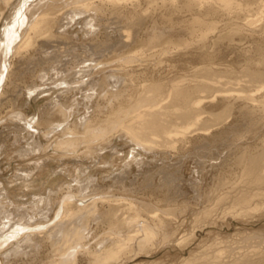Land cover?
<instances>
[{
  "label": "bare ground",
  "instance_id": "bare-ground-1",
  "mask_svg": "<svg viewBox=\"0 0 264 264\" xmlns=\"http://www.w3.org/2000/svg\"><path fill=\"white\" fill-rule=\"evenodd\" d=\"M0 1L7 7L6 13L0 19V26L2 20L5 19L0 31V106L3 101L13 105L18 100V85L14 86L13 95L6 94L8 84L16 74V69L13 66L14 60L19 57L21 62L25 61L31 55L41 52L40 48L48 49L55 44H64L67 50L80 48L82 53L74 55V67H70L71 63L60 66V72H58L56 80H52L53 87L50 88L59 91V93L64 91L72 93L79 88L86 90L84 95L86 105L88 102L93 104V98L97 97L98 91H105L106 94H109L107 100L111 107L108 108L109 110L107 109L106 113H112V115L103 123L100 114L90 115L82 127L75 124L66 125L64 109L69 108L70 105L64 102L54 106L56 112L62 115L61 119L54 117L52 109L45 110L41 120L38 119V116L28 120V114L22 111L15 114V118L23 122L27 130L32 128L39 131L38 129L47 127L55 129L58 126L61 128L65 123L66 126L61 128L62 131L55 138L67 134H70V137L57 141L56 148L58 150L76 151L81 143L91 146L90 142L94 140L98 141V146H100L110 139V135L120 134L128 139L129 145H132L131 158L136 159L144 151L155 152L158 148L166 149V146L170 144L172 146L179 145V148L183 149L187 144L188 138L185 134L188 131L189 134L193 133L192 136H195V139H199L203 130H212L214 127V125L204 127L201 121L202 116L207 114L206 107L202 103L206 98L210 99L208 101L216 100V97L222 93L220 89H216L217 87L214 88L213 84L198 82L201 84L196 83L197 85L191 87L174 84L169 88L163 81V83L140 81V76H143L142 72L137 74L134 70L135 67L130 68L132 69L131 73H128L129 71L125 73L123 65L134 66L140 61L147 64L156 56L168 53L171 47L179 48L185 45V38L180 36L174 39L168 36L170 33L178 32L179 34L182 32L194 36L199 32L209 30L216 17L235 13L239 18L245 12L242 8L223 7L224 0H211V3H208L207 0H178V3L175 1L177 4L174 5L172 4L173 0H137V3L132 4L130 10L126 6L130 0H64L63 4L58 3L60 0H50L51 2H45L38 8L36 6L44 0ZM248 1L256 6L264 2V0H246V2ZM68 6H72V8L65 14L66 25L80 24L82 32L86 34V40L82 42L81 46H77L67 36L55 32L59 21L58 17L63 14L62 10ZM59 13L61 14L58 15ZM108 13H112L111 17L102 22L101 17H106ZM185 14L190 19L186 18ZM198 16L202 17L198 18ZM149 19L152 21V25L150 27L146 25L148 28H145L144 24ZM187 19L191 22L190 25H186ZM227 20L231 21L229 18ZM229 24L230 22L226 23L225 29L217 33L214 38H206L207 40L202 38L203 41L200 40V44L203 43L201 47L199 46V51L205 53L207 49L216 48L225 41L230 42L229 46L236 43V41L233 42V35L237 34L239 29H237L238 27H229ZM111 31L119 33L115 40L111 38ZM143 31L149 33L147 41L144 40L141 44L139 43L138 47H135L138 35ZM259 31L263 32L264 27ZM238 43L236 44L238 45ZM250 43L252 54L243 53L246 64L243 76L247 78L246 82L248 83H261L259 86L261 90L264 88V70L259 64L264 65V38L252 40ZM234 47L237 46L234 45ZM122 50L123 53H121ZM156 51L157 53H155ZM42 53L46 54V51H42ZM119 53L123 55L120 54V56ZM254 55L261 56V58L258 57V65H255L257 59H254ZM113 58H116L117 62L121 61L120 64L123 65L111 67V70L114 71L101 77L95 83L96 79L93 76L105 71V66L115 61ZM45 59L49 64H60L57 54L46 55ZM38 61L40 62L39 59ZM150 62L153 61L148 63ZM138 69L140 68L138 67ZM116 70L120 72H116ZM194 70L196 74L204 71L202 74L208 82L215 80L211 78L213 74L209 69L196 67ZM159 73L161 74V72ZM46 74H42L40 78L43 79ZM136 77L138 80L134 79ZM127 81H131L135 86H129ZM170 81L174 82L173 77ZM45 85L43 83V86ZM41 86L35 82L25 85L27 96L33 97L39 91V93L43 92L40 90ZM108 86L116 87V90L108 91L106 90ZM136 86L138 90H136ZM136 91H140L137 100L133 104L127 105L125 98L128 96L130 99V96L136 94ZM201 93L204 95L200 96ZM58 97L61 98V96ZM114 99L117 100L116 104L112 103ZM248 99L252 100L251 96ZM243 109L246 112H251L248 107ZM209 114L212 118L216 116L212 113ZM205 123L208 124L207 121ZM81 131L84 132L81 133ZM28 133L30 136L32 135L30 131ZM49 133L50 131L45 132V134ZM28 145L30 148L27 149H30V152L40 149V143L32 142ZM226 154L223 152L219 157L211 158L208 163L209 168L216 169ZM234 165L243 167L249 173L250 180L247 185L249 189L230 190L226 192V198L233 203L239 202L244 205L249 200V194L246 195L244 192L255 191L257 194L250 197L253 196V198L256 197L258 200L264 201V149L245 156L243 154L235 156ZM130 168L131 163L128 162L109 185L101 182L100 178L93 179L92 174L84 178L72 176L71 181H76L75 185L68 184L66 188L62 187L57 192L49 187V196L46 195L48 197H45L43 193L34 194V201H30V212L26 208V210H22L19 207L12 211L11 208L0 202V264H27V262L29 264H81L82 259H85L88 264H140L137 263L140 258H144V255L149 258L153 257L157 249L168 251L177 245L182 252L184 247L182 243L187 240L183 232L186 227V219L178 214H173L170 209L162 205V203H167L166 198L157 199L153 195L145 196L144 194L141 199L133 196L123 198L117 197L113 193L114 190H118L117 187L128 192ZM206 168L208 167H205L204 162H198L191 173L190 187L196 199L202 198L203 177L207 172ZM22 171L29 172L27 169ZM133 181L130 180L131 183ZM245 185V183H241L240 187H245ZM211 192L212 189L209 190V196ZM53 193H55L54 196ZM12 204L17 206L13 202ZM193 217L195 219L192 220L194 224L192 223L190 235L195 238L201 225L196 224L197 213ZM93 221L96 222L95 233L89 238L90 224ZM100 230H103L101 235ZM123 233H126V236ZM97 237L99 238L97 239ZM259 237V234L253 233L248 239ZM92 240L95 243L90 244ZM252 247L253 249L242 253L231 251L225 257L210 261L208 264H264V241ZM44 252L47 253L43 256ZM3 254H6L5 263L1 258ZM187 262L188 258L181 257L176 264H186ZM145 264H162V262Z\"/></svg>",
  "mask_w": 264,
  "mask_h": 264
},
{
  "label": "rangeland",
  "instance_id": "rangeland-1",
  "mask_svg": "<svg viewBox=\"0 0 264 264\" xmlns=\"http://www.w3.org/2000/svg\"><path fill=\"white\" fill-rule=\"evenodd\" d=\"M175 1L177 2L178 0H173V5L178 3ZM207 1H209L208 3L212 2L211 0ZM224 1L225 3H222L223 7L229 9L242 8L245 12L239 18L236 17L235 13L216 17L209 30H204V32H199L194 36L182 32L179 34L178 32L170 33L168 36L174 39L180 36L185 38V45L179 48L171 47L168 53L161 56L158 55L159 57L156 56L154 59L149 60L153 62L148 63V61V65L140 61L141 64H144L141 65L139 62L137 65H131V67L120 64L121 61L117 62L116 58H113L116 61L112 62V64L114 63L113 65L111 62L108 63L105 66V71L93 76L96 79L95 83H97L101 77L114 71L111 70V67H116L120 64L124 66L125 73L128 71V73H131L132 71L130 70L132 69L130 68L136 67L134 70H136L137 74L143 73V76L139 78L140 81L143 80L146 83L151 81L159 83L166 82L164 84L170 88L174 84L191 87L195 86L196 83L201 84L206 82L213 84L214 88L217 87L216 89H220L222 93L216 97V100L208 101L210 99L204 98L205 102L202 103L206 107L205 111L207 114L202 116L201 121L204 127L206 125H214V127L212 130H203L199 139H195V136H192L193 133L189 134L188 131L185 134L188 138L187 144L184 145L185 147L183 149H180L179 145L172 146L170 144L166 146V149L158 148L155 152L144 151L142 155L133 159L130 154L132 145H129L128 139L120 134H112L110 135V139L100 146H98V141L94 140L90 142L92 144L91 146L81 143L77 148L78 151L76 150L77 152L58 150L56 148L57 141L70 137V134H67L55 138L62 131L61 128L63 129L66 125L72 124L82 127L90 115L101 114L103 123L112 115V113H106L111 107L110 102L107 100L109 94H106L105 91H98L99 94L97 97L95 98L94 96L93 98V104L88 102L86 105L84 96L86 90L79 88L72 93H66L65 91V93H59V91L50 88L52 86V80H56L57 74L60 72L61 65L71 63V66L69 64L70 67L75 66L74 55L82 53L80 48H78L79 50H67L66 45L55 44L48 49L45 47L40 48L41 52L39 51L35 55H31V58L28 57L25 60L26 62H21L19 57H17L14 60L15 63H13L16 74L11 78L12 83L10 81L8 84L6 94L8 96L13 95L14 86L18 85V100L13 105L3 101V104L0 106V202L8 206V208H11L12 211L19 207V209H27L30 212V203L35 199L34 194L37 193L38 195L43 193L45 197H48L49 187H52L57 192L62 187L66 188L68 184L75 185L76 181H71L72 176L84 178L92 174L93 179L100 178L101 182L109 185L121 173L125 164L130 162L129 179L134 181L131 183L129 180L128 192L122 191L117 187L118 190H114L113 193L117 197L123 198L133 196L135 198L140 197L141 199L143 194L145 196L153 195L157 199L166 198L167 203H162V205L170 209L173 214H178L186 219V227L183 232L187 240H185V243H182L184 246L182 252H180L177 245L173 246L174 249L168 251L157 249L153 257L149 258L144 255V258H140V261L138 260L137 263L145 264L159 261L162 264H176L183 257L188 258L186 264H208L210 261L225 257L231 251L242 253L246 250L253 249L252 246L263 243L264 201H261V199L258 200L256 197L253 198V196L250 197L251 195L257 194H255V191H245L244 194H249V200L244 205H241L239 202L233 203L227 199L226 192L233 189L236 191L238 188L249 189L247 185L248 180H250V175L243 167L234 165V157L240 154L245 156L264 149V88L260 90L259 86L261 83H248L246 82L247 78L243 76L246 70L243 53L252 54V45L250 42L264 38V31H259L260 28L264 27V2L256 6L249 1V3L246 2V0ZM45 2L51 1L44 0L36 8ZM58 3L63 4L64 0H60ZM135 3H137V0H130L129 4L126 5L128 7L127 9H132V4ZM71 8L72 6H68L62 10L63 14L58 17L59 21L55 32L67 36L77 46H81L82 42L86 40V34L82 32L81 25L74 23L68 26L66 25L67 20L65 19V14ZM6 11L7 7L0 3V19ZM111 14H106V17H101L100 20L105 22L111 17ZM185 17L190 19L187 15ZM201 17L198 16V18ZM227 18L231 19V21L227 20ZM188 19L186 25H190L191 23ZM4 22L5 19L2 20L0 31ZM228 22H230L229 27H238L237 29H239L237 34L233 35V42H239L238 45L232 43L229 46L228 43L230 42L225 41L216 48L207 49L206 54L200 52L199 48L203 43L200 44V40L202 38H214L217 33L225 29V24ZM146 25L150 27L152 21L150 19L147 20L144 27ZM147 26L145 28H148ZM118 34V32L111 31V38L115 40ZM147 36H149V33L145 31L143 33L140 32L135 47H138L144 40L147 41ZM102 38L104 37L102 36ZM234 45L237 47H234ZM123 50L121 53H123ZM243 50L245 51L243 52ZM42 51H46V54H43ZM54 54L59 56L60 64H49L46 61V55L51 56ZM258 57L254 55V59H257L255 60V65L259 64L258 59L261 56ZM210 58L213 59V62ZM259 66L264 70V65L259 64ZM196 67L212 71L213 75H211V78L216 81H206L203 75L204 71H202L203 74L195 73L194 69ZM149 69H151V72H148ZM124 70L122 69V71ZM116 72L120 71L116 70ZM44 73H47L45 75L47 77L44 76L41 79L40 77ZM172 77L174 82H171L172 80L170 81ZM134 79L136 80L137 77ZM33 82L42 85L40 90L43 92L39 93V91L33 97H30L29 95L27 96V90L24 87ZM43 83L46 85L43 86ZM127 84L131 87L135 86L131 81H127ZM106 90L114 91L116 87L111 88L108 86ZM136 90H138L137 86ZM139 94L140 91H136V94L134 93L132 97L130 96L131 100L127 96L125 98L127 101L126 104H133ZM201 95L203 96L204 94L201 93ZM58 96H61V98ZM250 96L252 100L248 99ZM65 97L66 99H64ZM62 102L67 103L70 107L64 109L67 120L66 125L64 123L61 128L58 126L55 129L53 127H47L38 129L39 131L32 128L27 130L24 123L15 118V114L18 111H22L28 114V120L36 118L37 116L41 120L45 110L52 109L54 117L61 119L62 115L56 112L54 106ZM116 102V99L112 100V103L116 104ZM245 107L251 109V112H246L243 109ZM92 111L97 114H94ZM209 113L216 115L215 118L210 117ZM69 115L71 116L68 117ZM206 121L208 124L205 123ZM28 131L31 132V136ZM48 131L50 133L45 134ZM83 132L81 131V133ZM32 142L40 143V149H34L30 152V149L27 148H30L28 144ZM125 152L126 154H124ZM223 152L227 153L225 158H223L216 169L211 170L208 165L211 158L219 157ZM198 162H204L205 167L208 168H206L207 172L203 177L202 198L196 199L194 198L195 194L190 184L191 173ZM24 169H27L29 172L22 171ZM241 183H245V187H240ZM210 189H212V192L209 196ZM54 195L55 193H53ZM206 197L209 198L207 199ZM12 202L17 204V206L13 205ZM195 213H197L196 218L198 219L196 224L201 226L196 232L197 237L193 238L190 234L194 224L193 221L195 218L193 216ZM95 228L96 222L93 221L90 224L89 238L90 235L95 233ZM101 232L103 230H100V235ZM253 233L259 234L260 237L249 240L248 237ZM123 235L126 236V233H123ZM93 243H95L94 240L90 242V244ZM46 253L44 252L43 256ZM5 256L6 254L1 255L4 263L6 262ZM80 263L88 264L85 259H82ZM27 264L29 263L27 262Z\"/></svg>",
  "mask_w": 264,
  "mask_h": 264
}]
</instances>
